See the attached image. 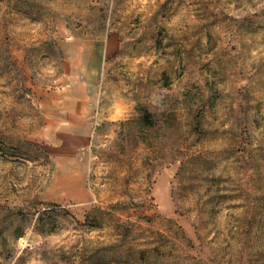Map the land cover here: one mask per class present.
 <instances>
[{
    "label": "rangeland",
    "instance_id": "rangeland-1",
    "mask_svg": "<svg viewBox=\"0 0 264 264\" xmlns=\"http://www.w3.org/2000/svg\"><path fill=\"white\" fill-rule=\"evenodd\" d=\"M0 264H264V0H0Z\"/></svg>",
    "mask_w": 264,
    "mask_h": 264
}]
</instances>
